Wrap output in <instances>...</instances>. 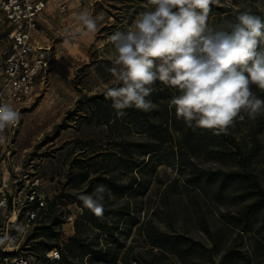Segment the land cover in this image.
<instances>
[{
	"label": "rangeland",
	"instance_id": "obj_1",
	"mask_svg": "<svg viewBox=\"0 0 264 264\" xmlns=\"http://www.w3.org/2000/svg\"><path fill=\"white\" fill-rule=\"evenodd\" d=\"M62 2L66 8L59 13L57 6ZM240 3L241 0H220L212 6L209 23L234 22ZM245 3L253 14H264V0ZM84 8L93 16H104L96 33L83 34L84 29L76 20L77 13ZM146 10H151L148 0H87L81 5L76 0L50 2L44 20L50 28L59 29L60 36L55 41L46 76L34 87V103L24 112L10 141L14 142L17 164L26 162L30 175L41 179L50 202L56 206L27 228L11 227L8 235L15 239V244L8 248L33 255L34 264H60L61 259L49 262L38 243L63 249L75 234L74 222L82 212L72 201L80 200L81 194H93L98 185L105 186L107 181L121 185L136 180L133 195H106L103 201L104 213L109 216L111 210L129 211L128 219L120 220L118 243H107L106 261L93 263L89 258L78 257L70 259L73 264H264V224L252 222L253 231L245 233L227 220L228 216L237 215L242 206L234 199L239 191H225L221 200H216L212 186L201 189L186 183L195 175L192 170L227 172L233 166L210 159L199 146L194 153L182 148L188 126L177 119L174 108L169 109V101L179 94L178 90H166L165 85L157 82L149 98L158 107L148 113L125 109L123 117L117 116L112 101L103 94L106 87L116 86L108 71L113 66L108 37L117 30H126ZM66 31L76 33V38H66ZM253 91L264 99V91L255 87ZM197 130L216 137L218 149L225 144L229 148L231 140L237 142L245 157L253 145L251 135L257 133L256 151L248 162V171L264 189V116L237 120L228 135H214L202 128H192L191 132ZM125 146L131 151L128 156L121 153ZM151 146L158 151L146 157L143 153ZM135 165L140 167L134 169ZM55 216L61 220L60 225H51V230H36L48 227ZM14 220L15 217L11 219ZM142 232L181 238L180 253L152 249ZM3 233L0 224V236ZM98 234L93 228H84L87 242ZM101 243L105 245L103 240Z\"/></svg>",
	"mask_w": 264,
	"mask_h": 264
},
{
	"label": "clouds",
	"instance_id": "obj_2",
	"mask_svg": "<svg viewBox=\"0 0 264 264\" xmlns=\"http://www.w3.org/2000/svg\"><path fill=\"white\" fill-rule=\"evenodd\" d=\"M151 10L140 12L126 30L107 39L112 46L108 69L116 86L104 90L118 117L125 109L145 113L158 106L149 98L154 85L178 90L169 101L177 119L190 128L228 135L237 120L264 116V99L253 87L264 91V17L247 10L241 0L235 21L209 23L212 6L220 0H148ZM243 9V10H240ZM84 33L99 31L104 16H93L84 8L76 15ZM76 33L65 32L75 39ZM10 103L0 102V142L6 129L21 120ZM111 195L104 185L79 199L96 217L104 219V199ZM23 231V229H19ZM15 239L0 236V246L12 247ZM55 258H58L55 257Z\"/></svg>",
	"mask_w": 264,
	"mask_h": 264
},
{
	"label": "built area",
	"instance_id": "obj_3",
	"mask_svg": "<svg viewBox=\"0 0 264 264\" xmlns=\"http://www.w3.org/2000/svg\"><path fill=\"white\" fill-rule=\"evenodd\" d=\"M54 0H0V102L10 103L21 113L34 103V87L46 76L53 58V47L60 30L44 20ZM78 5L87 0H76ZM64 2L57 6L65 11ZM22 120V118H21ZM21 120L3 135L0 142V214L4 234L13 226L27 228L47 211L50 196L36 175L31 176L26 162L15 160V136ZM15 217L14 221L11 219ZM0 246V264H34L35 257L17 249ZM58 258H55L57 257ZM49 262L60 259L56 249L44 254Z\"/></svg>",
	"mask_w": 264,
	"mask_h": 264
},
{
	"label": "trees",
	"instance_id": "obj_4",
	"mask_svg": "<svg viewBox=\"0 0 264 264\" xmlns=\"http://www.w3.org/2000/svg\"><path fill=\"white\" fill-rule=\"evenodd\" d=\"M262 15L261 16L264 17V14ZM165 87L167 90L169 86L165 85ZM258 119H261V116L258 117ZM191 131L192 128L187 127L183 136L182 148L194 153L199 146V149H204L203 151L205 155L210 159L216 162H226L233 167L227 172L221 170L216 172L205 170L195 172V170H192V173L195 175L190 179H187L186 183L201 189L205 186H212V190L214 189L212 195L216 200H221L220 197H223L225 191L236 188V190L239 191V194H237L234 199H236L238 203H241L242 206L238 210L237 215L227 217L228 222L245 233L253 231L252 222H262L264 224V189L260 186L257 177L248 171V162L256 151L257 145L255 135L257 133H253L251 135L253 138V145L245 157L240 145L233 140L229 142V148L227 147L228 144H225L221 146V149H218L219 144L215 142L216 137L212 136L209 132L201 133L199 130L196 132ZM194 142L197 144L194 145ZM155 147L156 146H151L143 154L146 157L155 155L158 151ZM121 153L128 156L131 151L125 146L122 148ZM124 162L126 163L128 160L124 159ZM188 165L190 166V164ZM138 167H140V165H135L134 169ZM86 176L87 174L83 177ZM105 184L107 189L110 190L111 195L119 198L133 195L135 187L137 186L136 180L121 185H117L115 182L109 181L105 182ZM76 201H72V203H77L82 212L74 222L75 234L68 239V241L64 244L63 249H60L58 246H54L53 244L39 242L38 244H41L42 246V254H45L52 249L59 250V253L61 254L60 264H73L70 259L78 257L89 258V261L93 263H103L106 261V256L109 254L106 251V248L108 247L107 243H118L116 235L120 232V220L128 219L129 211L126 208H124L121 213L118 210H111L109 211V213H111L110 216L109 214L107 215V213H104V219H100L89 209L85 208L81 200ZM52 206L54 207L56 204L49 202L47 211L43 214L44 217L47 213H49V211L54 209ZM61 223L62 222L58 216H55L52 218L48 227L37 228L36 230H51V225H60ZM85 227L97 230L99 233L98 236L87 242L86 239H88V237L84 236ZM141 235L145 238L147 244L152 249L166 251L171 254L180 253L179 245L183 243V241L177 236H169L161 233L154 234V232H147L146 234L142 232ZM47 236L50 238L49 234ZM56 236L57 234L52 237L56 238ZM99 236L101 238H99ZM261 239L264 243V235ZM102 240L105 245L101 243ZM65 254H67V257ZM43 261L47 260L43 258ZM137 261L138 260L136 259L133 260L134 263Z\"/></svg>",
	"mask_w": 264,
	"mask_h": 264
}]
</instances>
